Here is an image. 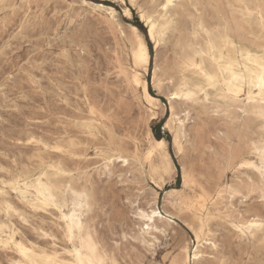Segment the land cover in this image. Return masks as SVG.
<instances>
[{"label":"rangeland","instance_id":"obj_1","mask_svg":"<svg viewBox=\"0 0 264 264\" xmlns=\"http://www.w3.org/2000/svg\"><path fill=\"white\" fill-rule=\"evenodd\" d=\"M86 1L112 7L115 17L82 0H0V264H25L19 245L36 260L72 261L68 253L78 240L70 242L66 217L76 196L68 181L88 194L83 233L91 234L108 264H176L182 249L196 253L191 227L201 219L217 247L201 241L196 264H264V232L243 236L232 227L253 217L264 222L259 191L245 185L237 195L234 189L239 161L260 166L252 146L264 142V120L252 104L225 107L202 93L193 100L173 97L183 49L169 34L155 50L139 16L165 14L189 32L199 20L211 27L230 21L245 3L264 16V0H175L166 11L165 0ZM129 25L148 47L141 78L157 98L152 107L131 80ZM253 32L255 43L264 42V27L253 25ZM173 119L184 124L183 151L173 144ZM149 135L165 140L179 166L159 193L150 183L149 164L158 158H146ZM109 154L121 158L111 157L106 166ZM183 167L194 178L187 187ZM249 172L255 174H241ZM42 174L60 192L48 205L39 203L33 187ZM151 208L163 218L155 216L154 228L147 229L138 213Z\"/></svg>","mask_w":264,"mask_h":264},{"label":"bare ground","instance_id":"obj_2","mask_svg":"<svg viewBox=\"0 0 264 264\" xmlns=\"http://www.w3.org/2000/svg\"><path fill=\"white\" fill-rule=\"evenodd\" d=\"M130 1L132 2L133 0ZM174 1L175 0H171V3H169V0H165L162 4L163 11H166L169 7H174L176 5ZM82 2L93 9L103 7L106 10L112 9L115 13V10L110 6L92 3L86 0H82ZM165 4H169V7L165 8ZM125 12L130 15V10L126 7L124 9V13ZM234 12L237 14H233L230 21H221L213 27L208 26L202 20H199L189 32L177 21L165 17V14L158 19L151 14L140 11L139 16L147 27V35L151 42L154 43L155 50L160 42L169 34L176 35L178 42L183 49V59L179 66V78L175 84L174 90L171 92L173 97L177 96L186 100H193L199 95V93H202L205 99H207L209 95H213V100L225 107H231L238 102L244 103L245 105L252 104L255 112L261 117V113L264 112V105L261 104V98L259 95L260 90L259 88L254 87V85L259 82L261 71L264 70V65L261 63L264 61V42L255 43L252 38L257 37L253 32V25L260 28L264 27V20H262L263 15L256 5L250 8L246 3L243 9H238ZM105 14L112 19L115 17V15L112 16L109 13ZM129 29L130 30L126 35L130 40V60L132 64L130 72L131 80L133 84L141 89L144 99L150 107H152L156 105L155 102L157 101V98L148 92L147 83L141 78L142 72L147 70L149 64L150 58L148 47L143 35L135 26L129 25ZM141 42H143L146 55V62L142 66L138 63ZM153 75V80L155 81V72H153ZM238 90L241 93L240 97L243 95V98H235ZM173 120L176 124V129L173 131V144L178 150H180L182 147L179 137L185 136L184 124L182 120ZM148 138L149 144L146 151V158H151L156 154L158 162H150L149 164L151 171L156 172L163 167L166 158L169 161L171 160L169 154L165 150L166 143L163 138L156 139L152 135H149ZM254 145L259 146L257 144ZM252 149L254 154L260 159L256 148ZM113 156L121 158L120 155H107L104 157V159L107 160L106 166L113 162V160H111V157ZM126 160L127 159L122 158V161L125 162ZM238 164L247 165L255 164V162L252 159H242ZM184 169L185 168L183 167V185L186 184ZM60 172H62V170L56 168L55 173L58 174ZM189 181L190 179L188 182ZM33 187L37 199L42 205H48L49 203L58 200L60 193L58 186L47 175L42 174L37 177ZM66 187L76 196V202L67 214V233L69 235V228L71 227L73 230V239L78 240L77 249H75L74 253L76 251H81L80 259L84 260V264H87L89 258H94L97 261L104 260L106 261V264H108L105 255L101 253L91 234L88 231L83 233V230L85 229L82 216L83 209L88 204L87 192L85 190H76L69 181L67 182ZM171 191L177 192L178 190L174 188L171 189ZM183 203L184 202L182 201L173 202L174 205L179 207ZM199 208L207 214V210L203 209L202 204L199 205ZM153 212L159 213V215H156L159 219L163 218L160 211L156 208H151L149 211L140 210L138 213L139 217L147 221L145 224L147 229L154 228L155 216H152ZM140 213H144V215L141 216ZM234 223L237 224V226H247L248 224H259L261 222L253 217L244 220H237ZM206 226L207 224L204 223L205 231L203 235L205 239H203L202 235L198 241L196 240V236L200 231L201 225L196 228L191 227L196 240V246L194 248V252L196 253L193 255L198 256L200 259L203 256V252L200 249L202 246L201 241L205 240V244H208L210 247L211 244H215L213 238L210 237V230ZM253 229L259 228H252L251 230ZM245 230L249 231L247 228ZM93 248L96 249L94 254L91 251ZM197 248H199V251H196ZM18 250L24 258L25 264H49V258H52L54 264H77L78 259L75 254H73L72 261L68 263L60 262L57 258L48 255L43 256L40 260H36L34 259L30 248L19 245ZM183 260H188L187 251H184Z\"/></svg>","mask_w":264,"mask_h":264},{"label":"snow or ice","instance_id":"obj_3","mask_svg":"<svg viewBox=\"0 0 264 264\" xmlns=\"http://www.w3.org/2000/svg\"><path fill=\"white\" fill-rule=\"evenodd\" d=\"M169 3H171V0H169ZM165 8L169 7V4H165L164 5ZM94 11H101V12H105V13H109L112 16L115 15L114 11L112 9H104L103 7L99 8V9H94ZM125 15H128L127 12L124 13ZM262 20H264V16H262ZM155 27V26H153ZM146 62V55H145V51H144V45L143 42H141L140 44V53L138 56V63L142 66L144 63ZM262 65H264V61L261 62ZM254 87L259 88V95L261 98V104L264 105V70L261 71L260 77H259V82L256 83L254 85ZM241 95L240 91L238 90L236 93V97L235 98H239ZM251 99V97H250ZM261 119L264 120V112L261 113ZM253 148H256V150L259 153L260 156V166L257 167L255 164H241L239 166L238 169L235 170V184H234V189L236 190V194L237 195H241L243 194L244 190H245V185H248L253 191H259V194L261 196V200L264 201V142H262L259 146L253 145ZM180 151H183V149L181 148ZM125 163H127V161H125ZM245 169H253V172H249L246 176L242 175L241 173L244 172ZM179 172V166L176 165L173 161H169L167 160V158L165 159V162L163 164V167L161 169H159L158 171L153 173L152 176V180H151V185L153 186V190L156 193H159V189L161 185H167L171 182L172 178L174 176H177ZM184 173H185V186L187 187V182L189 179H193L191 178L188 174V169L187 167H185L184 169ZM232 189H230L231 191ZM141 216L144 215V213H140ZM159 215V213L157 212H153L152 216H156ZM67 219V217H66ZM204 220L201 219L200 220V231L199 233H197L196 236V240L198 241L201 236L203 235L205 228H204ZM193 227H195V225H193ZM232 227L239 233H241V235L243 236H247L250 234V230L252 228H259L262 232H264V222H261L259 224H248L247 226L245 225H239L237 226V224L233 223ZM248 229L249 231H246L245 229ZM72 228H69V240L70 242L73 240V236H72ZM210 243V241H209ZM261 246L264 247V241L261 242ZM212 248H216L217 245L215 244H211ZM91 251L93 252V254L95 253L96 249L93 248L91 249ZM187 251L188 252V260L185 261L183 260V252ZM196 251H199V248L196 249ZM193 250L189 247L188 249H182L181 250V256L180 258L176 261V264H196V262L200 259L198 256H194L192 255ZM73 254H75V256L78 258L77 259V264H84V260L80 259L81 257V251H76L75 253L69 252L68 255L72 256ZM49 264H54V262L52 261V258H49ZM87 264H106V261L104 260H100L97 261L94 258H89L87 260ZM144 264H147V261H144ZM166 264V262H165Z\"/></svg>","mask_w":264,"mask_h":264}]
</instances>
